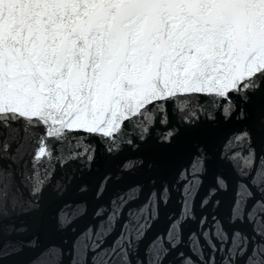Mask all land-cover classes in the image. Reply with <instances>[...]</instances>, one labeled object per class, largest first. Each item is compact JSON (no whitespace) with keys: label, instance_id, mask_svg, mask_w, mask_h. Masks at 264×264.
I'll return each mask as SVG.
<instances>
[{"label":"snow or ice","instance_id":"obj_1","mask_svg":"<svg viewBox=\"0 0 264 264\" xmlns=\"http://www.w3.org/2000/svg\"><path fill=\"white\" fill-rule=\"evenodd\" d=\"M234 120L218 152L197 143L169 182L160 154L202 123ZM80 161L78 177L57 180ZM210 173L200 208L211 228L202 215L185 242ZM73 181L81 216L89 193L125 187L76 231L61 206ZM177 182L181 210L141 254ZM69 233L70 264H264V0H0V236L16 237L0 243V264H64Z\"/></svg>","mask_w":264,"mask_h":264},{"label":"water","instance_id":"obj_2","mask_svg":"<svg viewBox=\"0 0 264 264\" xmlns=\"http://www.w3.org/2000/svg\"><path fill=\"white\" fill-rule=\"evenodd\" d=\"M206 107V106H205ZM199 106L194 105L191 110H189L188 115H191L192 111L198 110ZM202 111V109H200ZM172 114L175 117L176 122H179L182 117L185 116V113L183 111H177L176 108L172 109ZM205 117L201 116V121H204ZM241 127V122L238 120L232 121L230 124L227 125H216L213 126V128L209 129L206 124H201V127L197 130V132L189 137H186L182 139L174 148L170 149L169 151L160 154V159L162 162V169L165 172V174L168 177L169 182H172L177 179V173L178 171L186 167L191 160L192 156L195 154V148L196 144L200 143L201 146H204V144H207L213 153H216L219 151V147L223 142V139L225 136L229 134L230 131L234 129H238ZM131 134V133H130ZM92 146L95 148L96 144L95 141L92 142ZM131 155V153H129ZM85 161H80L78 163H74L71 166V171H69L68 168H58L56 169L57 174V180L63 181L65 178H71L73 175L79 176L80 171L79 169L83 167L85 164ZM215 169H213L214 171ZM93 179L98 178L100 174L103 173L104 169L101 167L99 163L93 164ZM225 174L229 176L231 179V170L230 169H224ZM212 182L211 180V173L209 176L205 177L204 180V186L199 189L198 195L194 198V212H195V219L189 220L187 223L183 225L182 229V239L187 242L189 234L193 231H197V221L201 218V216H207L209 217L208 220V227L211 228V216L213 212L210 209H201L200 208V201L201 198L206 194L208 185ZM180 183L177 182L173 185V190L171 193V200L170 202L165 206L163 204H158V218L152 223L151 228L148 230L147 235L144 237L143 244L141 245V254H143V247L144 245H147L149 241H151L154 237H156L158 234H164L170 224V216H173L175 214H178L181 210V189H180ZM75 181L72 182V187L69 190V194L64 198V200L67 203V206H64V201L61 202V206L63 207L64 212L68 213L70 217L76 218L79 217V219H76L75 221V230L80 231L83 229H86L88 227H95L96 224V218L93 216V212L95 211L96 204L102 203L107 204L110 197H112L116 192L121 191L125 185L124 184H115L113 183L109 187V191L105 194L102 201L97 202L93 199L92 194L89 193L87 196L88 200V207H87V214L81 216V213L84 211L81 208H77V203L82 199L80 196H78L75 191ZM148 189L145 188L144 194L139 197L135 201L134 204H129L126 206L125 214L128 210H131L134 214L139 212V209L136 207V205H141L144 203L145 196L147 195ZM216 213L218 215V218H224L228 214V205L225 203L221 207H219L216 210ZM128 219H132L131 217H128ZM124 219L121 218L120 223H123ZM8 231H11L9 228ZM22 231V229H21ZM120 228L117 226L115 228V231L112 235H110L106 243H111L112 240L115 238V236L119 233ZM72 233H69L67 237H65V243L64 247L66 249L65 255L63 257L64 264H70V252L67 251L68 249V237H70ZM211 235V232H210ZM15 236H0V243H3L4 240H15ZM49 239H54L56 243L61 242L60 237H53V238H43L44 243H48ZM11 247V245H9ZM181 248L183 251L188 252V248L181 245ZM26 259L25 255L21 256H13L8 261H5V264H24V261ZM172 257H169V260H171ZM165 264H168V261L165 262Z\"/></svg>","mask_w":264,"mask_h":264}]
</instances>
